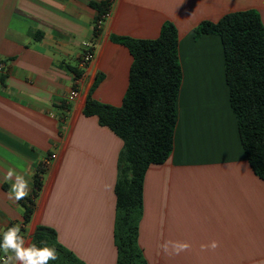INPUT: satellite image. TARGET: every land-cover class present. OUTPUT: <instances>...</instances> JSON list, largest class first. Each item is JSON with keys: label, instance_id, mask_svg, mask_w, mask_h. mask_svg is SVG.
Listing matches in <instances>:
<instances>
[{"label": "crops", "instance_id": "1", "mask_svg": "<svg viewBox=\"0 0 264 264\" xmlns=\"http://www.w3.org/2000/svg\"><path fill=\"white\" fill-rule=\"evenodd\" d=\"M248 9L264 24V0H0V234L19 225L28 247L46 225L85 264H117L124 141L83 110L89 97L122 104L133 57L116 38L154 39L172 21L182 67L174 147L145 172L137 244L146 264H264V179L241 142L222 39L194 33L202 21ZM84 42L93 46L85 65ZM8 168L28 181L27 222L24 199H9ZM166 240L191 248L166 254ZM213 240L219 247L201 250ZM7 255L2 249L1 264Z\"/></svg>", "mask_w": 264, "mask_h": 264}, {"label": "trees", "instance_id": "2", "mask_svg": "<svg viewBox=\"0 0 264 264\" xmlns=\"http://www.w3.org/2000/svg\"><path fill=\"white\" fill-rule=\"evenodd\" d=\"M94 5L102 11V5ZM105 12L107 10L102 14ZM94 30L98 34L100 28ZM194 33L196 37L216 33L222 39L226 82L241 142L252 169L264 179V24L260 14L255 9L227 13L216 22L202 21ZM116 39L133 57L122 104L113 106L89 97L83 112L98 116L103 125L124 141L115 187L117 264H146L137 244L143 180L146 170L153 164L165 162L174 147L177 98L182 84L178 31L172 21H166L157 38L121 36ZM98 81L99 78L94 85ZM44 170L45 167L40 166L35 176L36 190L41 188L40 173ZM22 203L27 222L33 214L34 202L27 197ZM3 236L0 234V243ZM45 243L54 247L58 256L48 264H85L58 241L52 227L40 224L31 244L42 248Z\"/></svg>", "mask_w": 264, "mask_h": 264}, {"label": "clouds", "instance_id": "3", "mask_svg": "<svg viewBox=\"0 0 264 264\" xmlns=\"http://www.w3.org/2000/svg\"><path fill=\"white\" fill-rule=\"evenodd\" d=\"M5 179L8 181L14 179L9 199L18 202L29 195L28 181L13 168L7 169ZM19 233V225L10 227L4 233L3 241L0 243V249H3L6 255L10 250L14 253V256L7 255L5 264H17V262L18 264H48L49 260L58 259L56 249L54 247H49L46 243L42 248H37L34 244L25 247V238L19 235ZM217 247H219V242L213 240L209 244H202L201 250H215ZM161 248L166 254L179 255L181 252L190 250L191 244L186 240H166L161 245Z\"/></svg>", "mask_w": 264, "mask_h": 264}, {"label": "built area", "instance_id": "4", "mask_svg": "<svg viewBox=\"0 0 264 264\" xmlns=\"http://www.w3.org/2000/svg\"><path fill=\"white\" fill-rule=\"evenodd\" d=\"M108 11L105 12L104 14H102L100 17H98L95 21L94 24V28H100L102 26V23L104 21V19L108 16ZM84 47H85V51L83 52L82 55V59H81V63L83 65L87 64L88 62H90V60L92 59L93 56V46L90 42H84ZM3 63L0 62V72L3 71ZM75 94V93H74ZM4 259V258H3Z\"/></svg>", "mask_w": 264, "mask_h": 264}]
</instances>
